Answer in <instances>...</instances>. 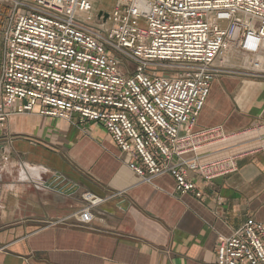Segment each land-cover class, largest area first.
Wrapping results in <instances>:
<instances>
[{
    "label": "built area",
    "instance_id": "2783aa9c",
    "mask_svg": "<svg viewBox=\"0 0 264 264\" xmlns=\"http://www.w3.org/2000/svg\"><path fill=\"white\" fill-rule=\"evenodd\" d=\"M0 0V125L34 114L101 126L143 183L168 175L181 195L238 171L264 145L211 158L264 127L196 130L212 83L264 81V0ZM224 153V152H223ZM71 185L68 192L76 193ZM110 197L85 191L63 223L88 224ZM215 264H264V223L218 237Z\"/></svg>",
    "mask_w": 264,
    "mask_h": 264
},
{
    "label": "crops",
    "instance_id": "0c3cea01",
    "mask_svg": "<svg viewBox=\"0 0 264 264\" xmlns=\"http://www.w3.org/2000/svg\"><path fill=\"white\" fill-rule=\"evenodd\" d=\"M255 124L264 127V81L222 76L195 129L235 133ZM262 145L264 129L203 154ZM131 162L101 126L77 115L10 117L0 125V264H215L218 237L250 218L264 223V152L212 183L189 175L200 199L178 193L168 175L143 183ZM85 191L115 197L93 210L90 223H63Z\"/></svg>",
    "mask_w": 264,
    "mask_h": 264
},
{
    "label": "rangeland",
    "instance_id": "374dc122",
    "mask_svg": "<svg viewBox=\"0 0 264 264\" xmlns=\"http://www.w3.org/2000/svg\"><path fill=\"white\" fill-rule=\"evenodd\" d=\"M112 5H113V1L111 0H106V1H101L99 3L96 4V7L98 9H104V10H111L112 9Z\"/></svg>",
    "mask_w": 264,
    "mask_h": 264
},
{
    "label": "bare ground",
    "instance_id": "6f19581e",
    "mask_svg": "<svg viewBox=\"0 0 264 264\" xmlns=\"http://www.w3.org/2000/svg\"><path fill=\"white\" fill-rule=\"evenodd\" d=\"M29 171H30V169H29Z\"/></svg>",
    "mask_w": 264,
    "mask_h": 264
}]
</instances>
